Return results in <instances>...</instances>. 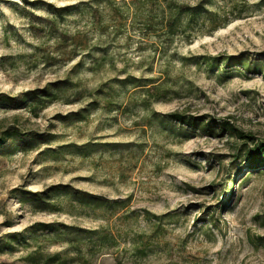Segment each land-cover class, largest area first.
I'll list each match as a JSON object with an SVG mask.
<instances>
[{
    "label": "rangeland",
    "instance_id": "obj_1",
    "mask_svg": "<svg viewBox=\"0 0 264 264\" xmlns=\"http://www.w3.org/2000/svg\"><path fill=\"white\" fill-rule=\"evenodd\" d=\"M105 1L0 0V138L22 136L0 143V264H264V170L235 159L253 145L156 121L184 112L264 142V0H169L212 14L168 41L146 24L160 25L164 0ZM77 5L65 20L50 13ZM74 41L104 48L70 76L82 93L38 113L15 106L69 76ZM65 187L112 207L23 195Z\"/></svg>",
    "mask_w": 264,
    "mask_h": 264
},
{
    "label": "trees",
    "instance_id": "obj_2",
    "mask_svg": "<svg viewBox=\"0 0 264 264\" xmlns=\"http://www.w3.org/2000/svg\"><path fill=\"white\" fill-rule=\"evenodd\" d=\"M109 1L106 0L105 3ZM205 2H210L211 0H204ZM206 3L199 4L197 6H188L179 4L177 2H171L169 0H164L162 4L160 5V11L158 13L160 20V25H155L153 22L149 21L147 22V28L151 32L157 33L159 31L158 39L160 41H168L173 39L176 36L183 37L186 34L191 33V29L193 28L192 23L195 21H198L200 18L203 17H209L212 12H209V10H206ZM93 4H91L92 6ZM80 6H65L62 8H54L51 9V14L55 16L56 19L65 20L67 17L71 16L73 13H75V10H77ZM145 9V8H144ZM117 13V15H122L119 10H112ZM114 13V12H113ZM144 16L146 18H152V14L150 11H147L144 13ZM208 21H211V18L207 19ZM64 36V35H63ZM83 46H80L77 42H73V56L71 57V60H76L79 58L78 63L72 68L71 73L65 80L57 81L55 83L49 84L46 86V88L42 90H33L31 92L25 93L22 99L17 100L14 105L17 107H24L29 108V110H33L35 113L43 111L47 108H49L54 103H60L65 102V99H67V95L71 92L74 94H81L82 90L80 87V84L78 82H73V80L70 78L71 75H77L79 74L83 68L84 65H86V59L88 57H91V67H95L100 61H95V56L100 53V49L104 50V48L94 47L91 50L87 52V54L82 51ZM221 61V62H220ZM201 64L205 65L208 69L211 71H214L219 65L225 64L226 66L232 65H241L244 70L247 69L253 70V71H260V65L259 64H250L248 61H244L242 59H223V60H211V58H203L200 62ZM225 76H228V74H225ZM226 78V77H225ZM130 83L133 85L137 83L135 80H129ZM1 103V100H0ZM32 105V106H30ZM37 115V114H36ZM161 119V120H160ZM159 121L161 126L163 128H167V130H171L173 126H165V124H173L177 128H174L173 131L175 133H180L182 131H190L193 135H196L199 133L200 135L205 136H211V137H222L227 136L229 137H235L237 139L243 140L245 142H248L249 144H252L253 146L250 147L247 145V143L241 145L238 156L235 157L236 160V167L238 170L243 171L247 170V175L252 174H259L261 173V170H264V142L263 143H255L256 140L254 137L245 135L243 132L238 130L233 124L227 121L223 122H216V121H210L209 118H203L199 116H193L190 114L179 113V112H173L164 116H159L156 118V121ZM155 121V120H154ZM0 143L5 142L8 139H11V145H18V143L22 142V136L19 134L5 132L2 134V138H0ZM50 141V140H49ZM50 143V142H49ZM247 178V177H245ZM230 183L234 184L235 179H231ZM18 192V191H16ZM25 199H28L33 205L37 203H44L46 200H51L54 195L59 196H70L73 201H76L81 205L83 208H91L93 207H112L111 205H107L105 203H102L101 200L94 199L92 196L86 195L81 192H74L73 190L69 189L68 187L65 188H54L51 190V192L43 195L38 194H23ZM232 196V193L228 196L227 200L223 202L222 208H226L228 205V202L230 201V198ZM124 203V202H123ZM46 204V203H45ZM46 211L49 210L48 207L51 209L55 206H52L50 203H47ZM53 211V210H49ZM56 211V210H54ZM176 217L175 215L168 216V219H174ZM162 218H160L161 220ZM37 227V228H36ZM34 228L35 231L38 229L45 228V226H36ZM40 227V228H39ZM100 241L108 242L106 238L101 237ZM10 245V243H9ZM8 245V246H9ZM6 251H9L8 248H6Z\"/></svg>",
    "mask_w": 264,
    "mask_h": 264
}]
</instances>
